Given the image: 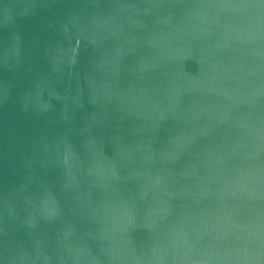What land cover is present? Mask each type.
<instances>
[{
	"label": "water",
	"instance_id": "95a60500",
	"mask_svg": "<svg viewBox=\"0 0 264 264\" xmlns=\"http://www.w3.org/2000/svg\"><path fill=\"white\" fill-rule=\"evenodd\" d=\"M0 264H264V0H0Z\"/></svg>",
	"mask_w": 264,
	"mask_h": 264
}]
</instances>
